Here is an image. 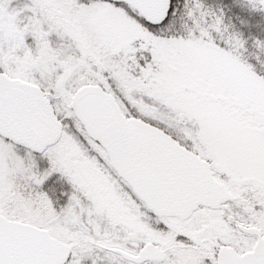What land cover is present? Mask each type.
Returning a JSON list of instances; mask_svg holds the SVG:
<instances>
[{
  "label": "snow or ice",
  "instance_id": "6c2138e0",
  "mask_svg": "<svg viewBox=\"0 0 264 264\" xmlns=\"http://www.w3.org/2000/svg\"><path fill=\"white\" fill-rule=\"evenodd\" d=\"M0 264H264V0H0Z\"/></svg>",
  "mask_w": 264,
  "mask_h": 264
}]
</instances>
